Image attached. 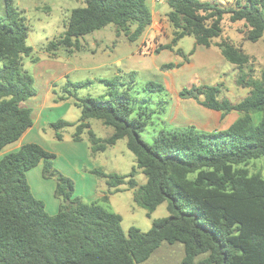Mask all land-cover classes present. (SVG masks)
Here are the masks:
<instances>
[{
  "label": "trees",
  "instance_id": "obj_1",
  "mask_svg": "<svg viewBox=\"0 0 264 264\" xmlns=\"http://www.w3.org/2000/svg\"><path fill=\"white\" fill-rule=\"evenodd\" d=\"M83 4L70 11L58 39L43 46L49 57L54 58L59 50L67 54L83 50L84 37L109 25L117 37L136 43L152 23L146 0H83ZM164 4L172 38L168 44L157 45L155 53L168 50L185 58L177 49L185 37L194 40V49L215 47L224 62L241 73L237 85L248 90L237 103L219 98L221 85L183 88L179 97L222 117L231 113L239 117L223 130L205 132L193 126L174 132L162 129L148 144L140 134L151 115L140 106L135 111L133 73L124 74L129 76L126 85L119 82V75L103 81L107 90L98 98L78 97L76 91L85 83L67 82L58 100H70L80 109L81 117L77 124L63 120L50 124L56 139L60 141V132L73 127L71 138L80 142L86 131L94 154L126 139L135 165L126 176L93 170L96 178L105 180L109 193L85 203L73 196V180L54 168V155L40 145L25 144L1 156L0 264H142L162 243L183 246L181 264H264V178L239 167L264 158V70L258 79L244 72L251 57L225 36L222 25L226 20L230 26L241 24L246 42L264 41V0H234L229 6L202 0H165ZM28 35L25 17L11 0H3L0 153L32 126L31 111L23 104L35 91L24 62L35 63L38 58L27 46ZM179 67L169 63L161 69ZM119 85L125 88L118 90ZM143 91L162 95L165 88L150 81ZM253 114H260L257 124ZM91 120L111 128V136L97 138L90 130ZM40 164L42 177L55 182L54 197L59 201L55 215L47 214L27 181V172ZM138 172L146 177L143 185L137 184ZM124 185L134 189L133 201L147 217L162 203H167L168 216L154 220L147 232L131 227L124 233L121 217L103 206L108 196L122 191ZM200 256L205 257L196 262Z\"/></svg>",
  "mask_w": 264,
  "mask_h": 264
},
{
  "label": "rangeland",
  "instance_id": "obj_2",
  "mask_svg": "<svg viewBox=\"0 0 264 264\" xmlns=\"http://www.w3.org/2000/svg\"><path fill=\"white\" fill-rule=\"evenodd\" d=\"M202 1H212L224 6L234 4V0ZM2 2L3 0H0V16L2 14ZM11 2L26 19L29 28L26 43L27 46L33 49L32 56L34 57L45 55L49 57L43 51V46L50 40L58 39L59 35L65 31V24L72 9L84 6L83 0H11ZM146 6L149 10L151 9V0H146ZM161 7L164 10L168 9L164 3ZM222 25L225 30V36L230 39L232 38L235 44L241 47L251 57L250 65L244 69V72L248 73L250 77L258 79L261 71L264 70V41L260 40L256 43L246 42L244 36L241 34V30L243 31L241 24L230 26L226 20ZM154 27L158 29L157 26ZM156 32L158 42L153 45L151 43L144 44L143 46L145 47L138 50V54L142 56L139 59H134L133 62L126 61L123 66L119 65V63H114L115 59L118 57L122 60L124 58L125 60L130 58L132 54L137 52V47L140 44L138 43L139 41L130 44L126 42L123 36L117 37L115 35V28L112 25L84 37V40L81 41L84 49L79 52L67 54L63 50L57 51L54 58H49L54 60L60 58L69 59L72 64H76L81 69L73 72L68 78L61 81L56 91L63 89L66 81L71 83H85L84 87L76 91L77 96L98 98L107 89L105 86L99 84L97 80H111L119 69V82H123L126 85L129 76H125L124 74L133 73L134 88L132 94L136 98L135 111L137 112L140 106L142 107L141 109H145L151 115L146 129L140 134L141 139L148 144L153 142L157 133L162 129L170 132L188 130V127L183 128L181 126L189 124V126H193L199 131L209 132L226 129L236 121L239 117L237 113H231L222 117L219 112L204 109L190 100H182L178 93L181 89H189L194 85H221L222 92L219 98L228 99L231 103H237L248 94L247 89L237 85V79L241 73L233 66L224 62L217 48L194 49V40L189 37L181 39L177 44V49H181L183 55L187 58V62L185 58H181L174 52L168 50H163L164 52L161 51L156 54L155 49L157 45L167 44L165 34L168 33V30L167 27L162 26ZM96 42L98 46L95 47L93 43ZM216 42H219V40H216ZM191 51H193L192 54L190 53ZM25 62L26 69L33 75L32 70L28 68L30 61L25 60ZM136 63L138 64L137 68H132L129 72L124 70L127 66H136ZM154 63L157 65L156 67ZM169 63L180 64V67L163 71L161 67ZM150 81L162 84L165 88V93L162 95H149L145 93L143 86L146 82ZM123 88L125 87L118 86V90H122ZM143 97L145 101H142ZM200 100H202L201 97ZM80 117V109L73 106L69 114L66 115L65 120L74 123L75 121L73 119L77 120ZM251 117L255 124L260 120V114H253ZM89 124L90 130L97 138L106 139L113 132L111 128L103 126L101 121L91 120ZM67 130L70 132V135L74 133L73 127ZM60 134V141L56 139L55 132L51 129L41 132L40 136L50 145L51 143L63 142L69 138L64 130ZM80 138L85 146H88V160L90 159L89 161H92L91 159L97 153L94 154L91 152L87 132L84 131ZM52 154L55 159V154ZM100 159L101 171L106 174L126 176L135 165V158L126 147V139L118 140L114 146L108 147L101 154ZM239 167L247 170L249 175H260L264 178V158L251 160L247 164ZM33 173L31 172L30 174L29 183L34 193L39 195L38 184ZM136 181L138 185H143L146 182V177L138 172ZM105 188L106 191L102 192L103 196L109 193L107 191L108 188L106 186ZM120 189L122 191L110 194L107 202L102 205L107 210L121 217V228L124 233H127L131 227L137 228L141 232H147L154 220L168 216L167 203H162L150 217H147L146 211L137 206L133 201L134 189L128 190L127 185L121 186ZM102 197H98V199ZM40 200L45 205L52 203L49 196ZM84 200L85 203L94 201H90V199ZM183 257L184 252L181 244L169 245L162 243L150 258L142 264H181ZM204 257L200 256L196 258V262L202 260Z\"/></svg>",
  "mask_w": 264,
  "mask_h": 264
},
{
  "label": "crops",
  "instance_id": "obj_3",
  "mask_svg": "<svg viewBox=\"0 0 264 264\" xmlns=\"http://www.w3.org/2000/svg\"><path fill=\"white\" fill-rule=\"evenodd\" d=\"M162 5L163 4H158L154 2V0H151L150 12L152 23L148 27L144 35L138 40V43L140 45L137 47V52L135 54H132L130 58L126 60L125 58L124 60H122L120 59V57H118L115 59L114 63L116 62L119 63V65L123 66L126 61L133 62L134 59H139L142 55L138 54V50L143 47L144 43H151L152 45L156 44L158 42V38L156 37V30H160L162 26L167 27L168 33L165 34V37L167 38V44L170 43L172 38L171 29L166 20L168 9L164 10L163 7H161ZM154 26H157L158 29H156V27ZM93 44L95 45V47L98 46L97 42ZM199 48L202 49V47H197L196 49ZM37 58V62H29L30 65L28 66V68L32 70L33 74L30 75L33 78V88L35 91V95L29 98L23 104L24 107L30 109L31 111L32 126L24 133V135L18 142L6 147V149H4V151L0 153V157L4 154L18 150L25 144H38L47 152L55 154L56 157L53 160L54 168L59 173L73 180L74 197L80 198L83 202H85L84 199H90V201L98 200V197L103 196L102 192L106 191V183L104 179L96 178L92 174V171L95 169L101 170L100 156L107 149L103 152L95 154V156H93V159H91L92 161H89L90 159L88 160V146L86 147L82 140L80 142H74L72 138H70L72 134L70 135V132L67 130L68 128L64 131L70 139L67 138L63 142L51 143L50 145H48L46 140H44L40 136L41 132H45L47 129H51L49 127L50 124L58 120L66 121L65 117L69 114L71 107H73L74 105L70 100L59 101L58 98L62 96V89H59V91L56 90L58 89V84L61 81L68 78L73 72L81 69V67H78L76 64H72L69 59L67 60L64 58H60L58 60H54L50 59L46 55ZM25 63L26 62H24V66L26 68ZM137 65L138 64L136 63V66H127L124 68V70L126 72H129L132 70V68H137ZM154 66L156 67L157 65L154 63ZM118 70L115 73L114 77L119 74ZM97 81H99V84L104 86L103 81L105 80L102 79ZM67 82L69 81H66L65 84ZM73 121H75L74 123H77L79 119H73ZM188 126L189 124L181 127L185 128ZM111 134L108 137H110ZM31 170L27 172L26 177L33 196L38 200L44 199L45 197L49 196L52 203L45 205V203L42 200L41 201L44 203L45 211L47 212V214L55 215L58 211L59 201L54 197V180L44 179L42 177L41 164ZM31 172H34L33 176L34 178H36L38 184L37 187L39 195H36L34 193V190L29 183ZM52 196L54 199L52 198Z\"/></svg>",
  "mask_w": 264,
  "mask_h": 264
},
{
  "label": "built area",
  "instance_id": "obj_4",
  "mask_svg": "<svg viewBox=\"0 0 264 264\" xmlns=\"http://www.w3.org/2000/svg\"><path fill=\"white\" fill-rule=\"evenodd\" d=\"M155 2L158 4H163V3H165V0H155Z\"/></svg>",
  "mask_w": 264,
  "mask_h": 264
}]
</instances>
